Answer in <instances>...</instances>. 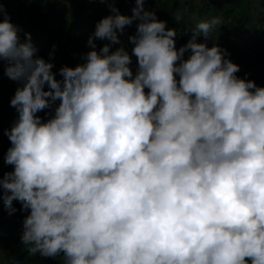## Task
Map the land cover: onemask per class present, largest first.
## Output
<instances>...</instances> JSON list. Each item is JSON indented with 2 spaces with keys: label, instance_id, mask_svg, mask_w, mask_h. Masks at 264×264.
<instances>
[{
  "label": "clouds",
  "instance_id": "1",
  "mask_svg": "<svg viewBox=\"0 0 264 264\" xmlns=\"http://www.w3.org/2000/svg\"><path fill=\"white\" fill-rule=\"evenodd\" d=\"M145 2L112 7L60 79L0 4V62L21 84L0 199L29 211L30 253L64 264H264V86L208 46L220 18L177 49ZM134 21L131 52L110 50Z\"/></svg>",
  "mask_w": 264,
  "mask_h": 264
},
{
  "label": "trees",
  "instance_id": "2",
  "mask_svg": "<svg viewBox=\"0 0 264 264\" xmlns=\"http://www.w3.org/2000/svg\"><path fill=\"white\" fill-rule=\"evenodd\" d=\"M9 1L0 0V4L6 7ZM14 1L18 4L17 8L8 10L11 22L23 25L20 33L22 39L24 32L31 34L32 41L39 50L37 55L53 62V71L58 79L61 78L60 67L64 65L74 67L81 62L82 55L91 48L81 36L86 32L93 33L97 20L94 16L96 10L90 8L88 2L73 0L72 4L61 8L58 6V0ZM193 1L146 0L144 8L155 10L157 18L166 21V27L176 29L177 49L193 36L192 29L197 23L210 21L214 17L220 18L222 25L216 26L213 33L207 37L208 46L218 44L222 49H226L227 58L240 66V71L236 74L238 77L254 80L258 86H264V0L255 1L254 8L251 6L252 0H199L200 3L197 4ZM135 6V0H115L114 4L103 0L99 9L104 16L112 14V7L117 8L120 14L131 16ZM256 11L258 15L254 16L253 12ZM210 14L213 16H209ZM0 19H3V16H0ZM136 23L134 21L132 25L125 26L122 33L118 32L119 38H126L123 46L129 52L133 45L128 38L135 34ZM254 23L258 26L252 28L251 24ZM197 40L198 42L205 40L202 33L197 36ZM97 41L101 47L108 43L107 40ZM117 47L119 45L114 44L110 50L114 51ZM187 55L188 53H185V58ZM7 66L6 61L0 62V93L8 92L9 96H14L21 84L13 80L12 86L6 75ZM131 67L135 73L137 67L135 57ZM2 94L0 107L6 103L10 106V99L5 101ZM58 103L59 101L52 109H45L38 115L44 120L50 118ZM17 118L18 113L14 107L11 112L6 110L0 117V176L13 170V166L4 163V156L11 146L5 130L10 129ZM12 207L15 211L10 214L9 208L0 199V264H64L63 254H60V259L57 260L59 256L44 257L39 253H30V246L21 241L23 220L29 211H21V203L15 200Z\"/></svg>",
  "mask_w": 264,
  "mask_h": 264
},
{
  "label": "rangeland",
  "instance_id": "3",
  "mask_svg": "<svg viewBox=\"0 0 264 264\" xmlns=\"http://www.w3.org/2000/svg\"><path fill=\"white\" fill-rule=\"evenodd\" d=\"M71 1H73V0H58V6H60L61 8L64 6H68L69 4H72V2ZM80 2L81 1H84V2H88L89 3V5H90V8H93L94 10H96V13L94 14V16L97 18V20L95 21V23L97 24V22L99 21V20H101L103 17H105L103 14H102V12L100 11V6H101V3H102V1L103 0H79ZM257 2V0H252V7L254 8L255 7V5H256V2ZM194 2V4H197V3H200V1L199 0H194L193 1ZM17 3L14 1V0H10L9 1V3L7 4V6L6 7H4V10H5V12L8 14V10H10V9H14V8H17ZM185 6H186V4H185ZM185 8H187V7H185ZM215 9V8H214ZM213 9V10H214ZM187 12V11H186ZM185 12V13H186ZM210 12V11H209ZM187 13H189V12H187ZM253 14H254V16L257 14L258 15V11H256V13H254L253 12ZM209 16H213V14H210ZM18 25V24H17ZM22 30H23V25L21 24V25H18ZM258 25H256V23H254V24H251V27L252 28H255V27H257ZM40 34L44 37V35H43V33L42 32H40ZM92 35V33H84L82 36H81V39L86 43V44H88V39H89V37ZM37 38V37H36ZM125 40H126V38H124V37H121L120 38V44H118L119 46H121V44L122 45H124V43H125ZM95 43H96V48H97V50L101 47L100 46V44L98 43V41L96 40L95 41ZM91 50V48L89 49V51ZM87 51H88V49H87ZM1 78V77H0ZM9 80H10V83L12 84V86H14L13 85V80L12 79H10L9 78ZM8 92H6V94H2V93H0V94H2L3 95V97L2 98H4L5 97V101H6V99H7V101H9V99L11 100V98L13 97L12 95L11 96H9L8 94H7ZM12 108L13 107H11V106H9L8 105V103H6V105L5 106H3V107H0V109H1V111H0V117H2L3 115H4V113H5V111L6 110H9L10 112L12 111ZM59 256V255H58ZM60 259V256L59 257H57V260H59ZM54 264H59V263H54Z\"/></svg>",
  "mask_w": 264,
  "mask_h": 264
}]
</instances>
